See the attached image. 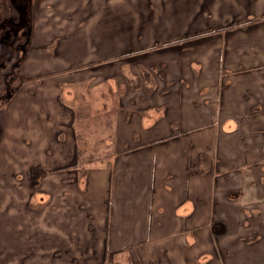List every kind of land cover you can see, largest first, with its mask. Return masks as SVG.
Segmentation results:
<instances>
[{
	"label": "rangeland",
	"instance_id": "1",
	"mask_svg": "<svg viewBox=\"0 0 264 264\" xmlns=\"http://www.w3.org/2000/svg\"><path fill=\"white\" fill-rule=\"evenodd\" d=\"M0 13L8 17H0V34L4 35V40H10L12 45L0 48V135L7 102L5 97L15 84L12 82L15 76H36L37 79L40 76H59L56 80L60 82L71 81L63 84V95L66 102L80 108L77 127L81 147L85 148L81 156L88 158L95 151V155H101L103 159L93 161L90 167H86L89 174L102 173L104 171L99 170L101 167L111 165V161L106 160L107 155L145 142L143 140L133 144L130 140L127 146H123V141L129 140L132 131H140L139 120L147 112L144 110L151 109L150 121L161 114L164 100L162 94L166 88L171 92L169 103H174L177 86L166 80L168 76H178L180 62L184 69L181 71L182 76L187 77L182 91L187 98H191L195 97L197 87L192 76H222L220 83H224L223 76H234L235 71H239V66H242L238 64V57H250L248 64L251 65L258 63L256 56L259 52L264 58V35L247 30L250 24H240L244 30L233 37L226 38L224 31L205 36L210 29L215 30L224 24L252 20L248 13L254 14L253 17H264V0H32L31 3L27 0H0ZM244 19L247 20L243 21ZM20 28L23 32L18 37L16 34ZM24 34H30L27 43H24ZM194 35H203L200 39H193V45H202L201 49H191L193 45H187L191 43L188 38L182 42V45H187L182 54L173 52L179 48L172 46L173 42L192 38ZM259 36L262 37L254 39ZM209 40L211 48H207ZM151 48L154 50H150ZM143 49L149 50V53L117 59L129 50ZM103 59L111 61L110 64L93 65ZM142 59L162 60L165 65L144 66ZM188 59L193 60L192 71L197 74L190 72L186 65ZM165 67L168 69L166 77L160 79L159 68ZM261 71L264 74L262 68ZM105 77L109 80L97 85ZM211 84L210 87L204 86L202 92L213 87L211 96H215L217 89ZM118 93L122 95L118 97ZM119 100L125 107L133 108L128 113L130 125L131 117L134 118L133 126L123 122L122 116L127 111L119 109L120 118L117 117L115 111ZM154 110L158 111L156 115ZM117 121H120L118 136L114 131ZM168 130L166 126L165 132ZM6 145L7 143L4 144V150ZM234 146L238 147L239 144L234 143ZM110 147L113 149L110 150ZM224 149L225 152L229 150L228 147ZM202 158L204 157L201 156V160ZM135 170L136 183L131 184V189L122 183L123 190L118 193V208L123 213L128 208L124 197L129 196V203L138 204L148 196L144 185L139 186L138 183L140 174L137 170L142 169L137 166ZM122 172L125 180L127 171ZM253 172L256 179L264 175L259 169H254ZM78 175L75 179L82 184L85 175ZM240 175L234 176L228 186L237 185V180L242 186L244 174ZM43 176L46 175L43 174L42 178ZM42 178H28L25 175L12 177L4 172L0 175V264H76L79 261L82 264H130L128 261L132 258L127 256V250L115 252L111 258L106 255L102 262L101 258L94 262V257L90 254L92 237L89 234H98L96 225L101 224L99 218L102 215V201H95L92 194L82 197L72 191L65 195L62 188L69 191L70 187L67 185L73 184L74 179L62 183L56 175L48 179ZM161 193L163 192L157 193L159 199ZM260 193L264 196L263 186ZM163 196L171 199V196ZM27 201L32 203L30 208L24 206ZM60 204V208L53 209ZM79 204L91 208L97 217L94 220L86 219L84 212L77 208ZM222 213L226 214V211L222 210ZM251 220V227L246 228L243 235L252 238L260 230L264 236V210ZM88 223L94 224V232L86 229ZM230 229L238 230L235 225H231ZM80 234L84 235L81 239L77 237ZM82 242L88 244L78 246ZM68 246L71 249L65 251ZM56 249L67 252V256L56 260V256H53ZM80 249L85 255L80 256ZM235 249L237 247L233 248ZM253 249L245 257V264H264V237L256 247L254 244ZM227 250L232 252L231 248ZM69 252L78 254L71 258L68 256ZM229 259L235 264L240 259L239 262L242 263V257L233 256Z\"/></svg>",
	"mask_w": 264,
	"mask_h": 264
},
{
	"label": "crops",
	"instance_id": "2",
	"mask_svg": "<svg viewBox=\"0 0 264 264\" xmlns=\"http://www.w3.org/2000/svg\"><path fill=\"white\" fill-rule=\"evenodd\" d=\"M263 21L264 17L250 23L247 30L264 35ZM242 30L243 27L238 26L224 34L226 38L233 37L240 35ZM201 46L196 45L195 49ZM207 46L211 48L210 44ZM178 47L173 52L180 55L182 50ZM248 58L238 57V64L242 61L244 67H253V70L223 76L224 83H220L222 76H192L197 87L195 97L191 98L180 89L179 80H187L186 76H168L167 80H174L177 86L174 103L168 101L171 94L168 89L163 94L162 115L152 121L150 116L143 118L140 133L145 142L111 155V165L101 167L102 173L86 175L82 184L75 179L78 174L64 171L75 163L77 147L73 106L59 100L63 83L56 80L59 76H40L39 79L26 76L6 102L0 135V175L4 172L12 177H27L34 168H42L46 175L42 180L55 175L62 183L74 179L73 184L67 185L69 191L62 188L65 195L72 191L82 197L92 194L95 201H102L101 224L96 225L98 234H89L94 262L97 258L102 262L106 255L111 258L113 253L127 250V256L132 258L128 261L130 264H235L229 259L233 256L242 257V263L239 259L237 264H245L244 259L254 250V244L256 247L264 237L260 230L252 238L243 235L244 230L251 227L252 217L264 210V196L260 193L264 175L256 179L253 172L259 169L264 174V74L261 71L264 58L259 52L255 65L248 64L251 61ZM257 66L261 68H255ZM211 83L217 89L215 96H211L213 87L200 92V88L210 87ZM259 102V109L252 110ZM129 110L132 112L133 108L122 109L128 113ZM133 121L132 116L130 125L128 116L126 124L133 126ZM119 126L117 123L116 129ZM131 142L136 143L133 139ZM225 147L229 148L227 152ZM137 166L142 169L137 170L139 186L144 185L148 196L138 204L129 203L130 197H124L128 208L123 213L118 208V193L123 190L122 183L127 188L130 186L129 189L136 183ZM124 170L127 171L125 180ZM241 173L244 174L242 186L239 180L237 185L228 186L233 177ZM158 192H163L160 199ZM101 194L104 196L100 197ZM24 206L30 208V202ZM60 207L61 204L55 205L53 209ZM77 208L88 220L97 217L84 204ZM215 223L224 224L225 231L215 234L212 229ZM231 225L238 230L230 229ZM96 227L92 223L86 225L91 232ZM87 244L82 242L78 246ZM234 247L237 250H233ZM229 248L232 252L227 250ZM70 249L68 246L65 251ZM81 250L80 256L85 255ZM65 251L56 249L53 256L56 260L64 258ZM77 254L69 252L68 256L73 258Z\"/></svg>",
	"mask_w": 264,
	"mask_h": 264
},
{
	"label": "trees",
	"instance_id": "3",
	"mask_svg": "<svg viewBox=\"0 0 264 264\" xmlns=\"http://www.w3.org/2000/svg\"><path fill=\"white\" fill-rule=\"evenodd\" d=\"M27 1H29L30 3L32 2V0H27ZM30 8H31V5H30ZM20 10V9H19ZM1 15H3V18L4 19H6V18H8L5 14H3V13H0V17H1ZM247 16V15H246ZM248 16H250L251 18H253L252 20H249V21H246L247 19H244L243 21H246V22H242V23H237V24H235L236 23V21L235 22H231L232 24H230V23H227V24H224V25H222V26H219V27H216L215 28V30L214 29H210L209 30V32H207V33H205V36L206 35H208V34H211V33H219V32H221V31H226V30H229V29H233V28H235V27H238V26H242V25H240V24H243V23H247V24H250V23H252V22H254V21H257V20H259V19H261L260 17H258V16H255V17H253L254 16V14H252V13H248ZM260 16V15H259ZM244 25V24H243ZM19 30V31H18ZM17 31V36L18 37H20L21 35H22V32H23V30L20 28V29H18ZM29 33V32H28ZM29 35L30 34H28V36H25V34H24V43H27V40L29 39ZM3 34H0V40L1 39H3ZM201 36H203V35H194V36H192V38L191 37H187V38H183L182 40H179V41H175V42H173L171 45L172 46H180V48H181V50H184V47L185 46H187V45H193V39H200L201 38ZM27 37V38H26ZM191 39V43L190 44H187V45H182V42H185V41H187L186 39ZM209 44H211V41L209 40V43L207 44V45H209ZM5 45H11V42H10V40H4L3 39V41L2 42H0V48L1 47H3V46H5ZM12 46V45H11ZM168 46V45H167ZM150 48V47H149ZM196 48V44H194L192 47H191V49H195ZM146 49H148V48H146ZM146 49H143V50H129V51H127V52H125V54H123V55H121V56H118L117 57V59L118 58H121V57H125V56H128V55H131V56H138V55H141V54H144V53H147L149 50H146ZM150 50H154L153 48H151ZM145 58H146V56H144ZM105 59H103L102 60V62H99V63H95V64H93V65H101V64H106L107 62H110V61H104ZM143 61H144V66H152V67H154V66H157V64H159V65H165L164 64V61H162V60H159V61H151L150 59L148 60V59H142ZM192 62H193V60H191V59H188L187 60V62H186V65L188 66V68L190 69V72L192 73V74H197V72H193L192 71V67H193V65H192ZM156 63V64H155ZM240 65H242V66H239L240 68L238 69V70H241V71H243V70H246V69H250V68H253V67H244L243 66V63H240ZM160 69V71H159V74L161 75L160 76V79H165V74H166V72H168V69H167V67H165V69H162V68H159ZM181 71H184V69H182V65H178V76H182V73H181ZM22 79H23V77H18V76H15L14 77V79H13V81L12 82H15V84H14V86L13 87H11L12 89L11 90H9L8 92H9V94L5 97L6 98V101H8L14 94V92H16V90L18 89V86H19V84L21 83V81H22ZM118 78H116L115 80H117ZM107 80H109V78L108 77H105L102 81H100L97 85H101V84H103V83H106V81ZM83 81V80H82ZM118 81V80H117ZM167 81V83H175V81L174 80H166ZM69 82H71V81H69ZM69 82H60V83H63V84H65V83H69ZM76 82H78V81H74V83H76ZM119 82L120 83H123L122 81H120L119 80ZM179 83H180V86H181V90H183V87H182V85L185 83V80L183 79V78H180V80H179ZM167 91V88L163 91V93H165ZM202 91V88H200V92ZM117 92H118V90H117ZM118 95V97H120L122 94H117ZM163 95V94H162ZM5 96V95H4ZM65 97H64V95H63V86H62V94L59 96V100L61 101V103H63V104H65V105H72L73 106V109H74V112H75V120L76 121H74V140H75V143H76V147H77V158H76V161H75V163L73 164V165H71V166H69V167H66L65 169H64V171L65 170H72L73 171V174H81V175H88L89 174V170L86 168V167H90L93 163H91V162H93V161H100V160H103V159H101L102 157H101V155H95L96 154V152L95 151H93V153L91 154V156H89L88 158H86V157H82L81 156V154H82V152H84L85 151V148H83V147H81V144H80V136H79V133H80V131H79V129H78V119H79V117H78V115L80 114V112H79V107H74V105L73 104H70V103H68V102H66V100L64 99ZM197 103V102H196ZM260 102L259 103H257L254 107H252V110H254L255 109V107H256V109L255 110H258L259 109V106H260ZM161 106L163 107V109L161 110V114L160 115H162V113H163V110H164V108H165V103L163 102L162 104H161ZM124 108H128V107H125L123 104H121V101L119 100V105H118V107H117V110L115 111V113H116V115H117V117H119V109H124ZM148 108H150V106L148 107ZM151 109H146V110H144V111H150ZM147 112H145V114H146V116H149V115H147ZM154 112H155V115L158 113V111H156V110H154ZM130 114H128V112H127V114L125 115V117H124V120H123V122L124 123H126L127 122V117L129 116ZM160 115H158L157 114V116H156V118L157 117H159ZM145 116V117H146ZM155 119V118H154ZM142 122H143V119H140L139 120V127L140 128H142L141 127V124H142ZM117 123H119V121H117L116 123H115V126H114V131H115V133H116V136H118V129H116V124ZM170 124V126L171 127H173L174 126V124H173V122H170L169 123ZM76 126V127H75ZM115 133L113 132V137L115 136ZM131 139H133L135 142H138V141H143L144 139L143 138H141V133H140V131L139 130H135V131H132L131 132V135H130V137H129V140H124L123 141V146H127L128 144H129V141L131 140ZM113 141L114 140H112V143H113ZM140 143H142V142H140ZM140 143H138V144H140ZM137 144V145H138ZM137 145H135V147L137 146ZM131 148V147H130ZM113 148L112 147H110V150H112ZM115 155L114 153H111L110 155ZM110 155H107V158H106V160H109L108 158H109V156ZM93 159H95V160H93ZM202 161H204V160H202ZM104 167H105V165H104ZM93 172V171H92ZM45 172L43 171V170H41L40 168H34L31 172H30V174L29 175H27V177L28 178H34V177H36L37 179H39L40 177L42 178V175L44 174ZM35 175V176H34ZM79 176V175H78ZM84 176V177H85ZM40 181V180H39ZM32 186V185H31ZM32 203H30V205H31ZM212 229H213V231H214V233L215 234H220V233H222V232H224L225 231V226H224V224H222V223H215L213 226H212ZM253 233H255V231H253Z\"/></svg>",
	"mask_w": 264,
	"mask_h": 264
}]
</instances>
